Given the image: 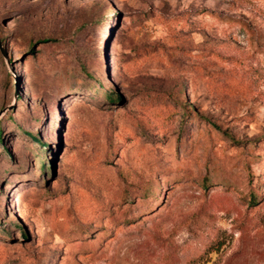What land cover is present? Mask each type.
Masks as SVG:
<instances>
[{"label": "rangeland", "instance_id": "1", "mask_svg": "<svg viewBox=\"0 0 264 264\" xmlns=\"http://www.w3.org/2000/svg\"><path fill=\"white\" fill-rule=\"evenodd\" d=\"M0 129V264H264V0H0Z\"/></svg>", "mask_w": 264, "mask_h": 264}, {"label": "trees", "instance_id": "2", "mask_svg": "<svg viewBox=\"0 0 264 264\" xmlns=\"http://www.w3.org/2000/svg\"><path fill=\"white\" fill-rule=\"evenodd\" d=\"M32 137H36V135L35 136H33L32 135ZM38 138V137H37ZM2 141V132H1V129H0V142ZM2 143V142H1Z\"/></svg>", "mask_w": 264, "mask_h": 264}]
</instances>
